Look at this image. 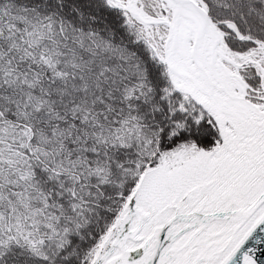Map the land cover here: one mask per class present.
Returning a JSON list of instances; mask_svg holds the SVG:
<instances>
[{"label": "snow or ice", "instance_id": "snow-or-ice-1", "mask_svg": "<svg viewBox=\"0 0 264 264\" xmlns=\"http://www.w3.org/2000/svg\"><path fill=\"white\" fill-rule=\"evenodd\" d=\"M0 264H264V0H0Z\"/></svg>", "mask_w": 264, "mask_h": 264}]
</instances>
